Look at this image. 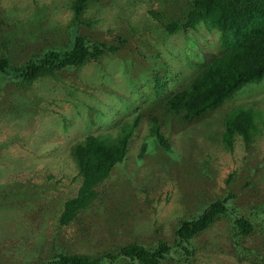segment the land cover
Returning <instances> with one entry per match:
<instances>
[{
  "label": "rangeland",
  "instance_id": "374dc122",
  "mask_svg": "<svg viewBox=\"0 0 264 264\" xmlns=\"http://www.w3.org/2000/svg\"><path fill=\"white\" fill-rule=\"evenodd\" d=\"M73 1L0 0V58L20 66L65 46L77 26ZM189 3L95 0L79 34L117 52L31 85L13 78L0 85V264H52L60 253L94 258L160 243L172 248L162 264H264V79L192 124L248 106L257 119L248 144L236 137L229 149L204 126L191 129L192 139L178 137L170 152L150 135L147 116L222 51L213 23L168 33L165 26L181 22ZM139 113L127 161L98 188L93 206L60 225L64 204L81 187L70 147L90 135H115ZM217 199L228 213L195 240L196 255L183 260L175 236L180 221L197 218ZM239 217L252 224L250 235H240Z\"/></svg>",
  "mask_w": 264,
  "mask_h": 264
},
{
  "label": "trees",
  "instance_id": "16d2710c",
  "mask_svg": "<svg viewBox=\"0 0 264 264\" xmlns=\"http://www.w3.org/2000/svg\"><path fill=\"white\" fill-rule=\"evenodd\" d=\"M93 1H73V20L77 26L70 30L65 46L49 49L20 66H12L8 58L1 57L0 85L8 78L31 85L39 78L80 68L117 52V48L92 42L79 34L82 14ZM200 22L216 26L221 33L222 51L207 57L198 75L170 95L159 111L147 116L151 137L170 152L177 149L178 137L192 139L194 131L202 130L204 126L215 129L229 149L233 148L236 137H242L248 144L257 131L256 115L248 106L235 107L201 122L205 124L203 126L194 128L192 124L205 120L247 85L264 79V0H190L183 20L165 27L168 33L174 34L192 29ZM142 118L143 113H139L133 121L124 122L115 135H90L70 147L69 158L81 179V187L77 196L64 204L60 225H69L98 200V188L109 179L116 166L127 161L134 131ZM176 120L178 124H175ZM192 128L195 130L191 131ZM144 151L142 144L141 154ZM227 213L226 202L217 199L197 218L180 221L175 236L177 247L186 254L183 260L196 255L195 240ZM234 225L240 235L248 236L253 232L252 224L243 217L236 218ZM171 253L172 248L166 243H160L154 249L129 244L116 253L94 258L56 254L52 264H162Z\"/></svg>",
  "mask_w": 264,
  "mask_h": 264
}]
</instances>
